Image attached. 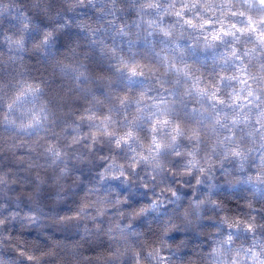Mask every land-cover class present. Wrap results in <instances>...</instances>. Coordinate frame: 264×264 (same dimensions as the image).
<instances>
[{
  "label": "clouds",
  "instance_id": "1",
  "mask_svg": "<svg viewBox=\"0 0 264 264\" xmlns=\"http://www.w3.org/2000/svg\"><path fill=\"white\" fill-rule=\"evenodd\" d=\"M0 264H264V0H0Z\"/></svg>",
  "mask_w": 264,
  "mask_h": 264
}]
</instances>
